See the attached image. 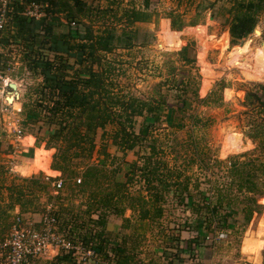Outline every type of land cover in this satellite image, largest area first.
Here are the masks:
<instances>
[{
	"label": "trees",
	"instance_id": "1",
	"mask_svg": "<svg viewBox=\"0 0 264 264\" xmlns=\"http://www.w3.org/2000/svg\"><path fill=\"white\" fill-rule=\"evenodd\" d=\"M152 1L139 0V8L134 6L133 0H100L102 5H94L93 0H8V19L0 33V68L4 70L8 66L6 63L14 61L13 64H21L31 75L40 76V82L32 88L36 99L25 116L32 123L42 118L46 125L45 147H37L50 151L54 148L51 169L65 174L64 178L68 181L79 173V182H69L67 187L72 188L73 185L83 193L82 205L88 216L86 222L81 220L77 211L70 212V216L60 217L69 214V207L59 205L58 208L54 203L50 204L51 213L58 220L59 230L67 238L80 241L105 259L101 262L95 256L93 261L80 263L71 254H59L49 260L34 259L29 264H107L110 260L113 264H140L134 253L139 233L131 228L128 233L121 232L119 239L111 241L103 238L110 235L103 230L106 216L113 212L120 217V226L128 229L129 217H123V211L129 209L136 212L135 223H139L138 226H151L161 216L163 193L171 187L178 202L186 204L187 201L192 214L201 215L200 220L191 226L196 234L183 240L188 248L194 240L202 244L205 236H213L216 228L232 227L235 221L232 219V223L226 224L228 216L236 214L241 218L239 222L244 224L253 212H260L254 195L261 194V190L253 175H264V161L251 157L231 160L226 172L227 183H221L211 190L207 187L210 191L207 195L205 189H199L197 182L192 184L191 192L189 179L184 177L183 181L179 180V175L184 174L176 167L168 166L163 157L158 137L162 122L167 124L168 118V126L181 127L186 118L198 121L189 111L194 101L204 103L206 99L197 96L198 75L193 71L195 59L190 48L185 46L190 43H184L178 53L182 63L180 70L158 84V92L163 86L164 93H160L156 99L114 90L116 85L113 80L116 79L119 64L117 59L107 55L117 50L128 51L136 43H145L144 31L135 24L148 20L149 13L145 10L152 7ZM30 2L44 6L43 16L39 20L28 19L23 14L24 7ZM231 2L229 36L233 39L243 38L256 24L264 9V0ZM208 4L212 8L215 5ZM170 24L172 28H178L174 20ZM12 50L16 51L17 60L8 53ZM258 87L264 93V86ZM169 91L173 101L165 110V104H168L165 94ZM245 96L256 101L258 114L264 110V99L261 101L257 91L249 89ZM137 118L140 121L135 128ZM259 123L248 137L255 138L264 133V126ZM108 124L112 126L110 131L105 130ZM108 139L109 144L121 152L119 161L127 167L124 171L118 162L107 174L102 169L103 163L98 165L90 161L95 151L105 159L110 157L106 152ZM126 152H132L136 159L122 161ZM194 154L196 157L188 163L202 162L200 153L195 151ZM77 168H81V171H77ZM2 172L4 170L0 165ZM117 173L118 177L113 175ZM5 178L0 175V225H3L0 234L11 227L15 215L37 220V215L46 208V201L58 199V191L55 195L50 192V182L59 177L44 180L39 175H30L10 178L9 184L5 185L7 195L4 202L1 187ZM104 178L107 181L105 185ZM132 181L142 183L146 198L128 192V184ZM231 192H237L240 197ZM40 196L46 201H40ZM14 206H17L18 212L8 221L9 211ZM70 217L72 219L69 221ZM166 226L175 227L173 223ZM164 241L162 257L175 264L179 236L170 231ZM203 247L210 250L212 246Z\"/></svg>",
	"mask_w": 264,
	"mask_h": 264
},
{
	"label": "rangeland",
	"instance_id": "2",
	"mask_svg": "<svg viewBox=\"0 0 264 264\" xmlns=\"http://www.w3.org/2000/svg\"><path fill=\"white\" fill-rule=\"evenodd\" d=\"M152 2V7L145 10L149 13L148 20L135 24L144 31L145 43H136L128 51L117 50L107 55L109 58L117 59L119 64L116 79L113 80L116 85L114 90H121L123 93L145 99H156L160 93H164L163 86L158 92V84L180 70L182 63L179 60L178 53L184 47V43H190V45L185 46L190 48L195 59L193 71L198 75L197 96L198 98H206L204 103L194 101L189 111L191 115H195L199 120L193 122L191 118H186L183 126L170 127L168 126L170 119L167 118V124L162 122L161 128L158 130L160 135L158 137H160L163 157L167 161L168 166L176 167L184 174L179 175V180L183 181V178L187 177L189 179L188 188L191 192H193L192 184L197 182L199 183V189L203 191L205 189V192L209 195V190L213 189V187L219 186L221 183H227L226 172L231 160L240 161L246 157H251L264 161V133L258 134L255 138L248 137V134L253 132L259 122V124L264 126V110L258 114L256 101L247 99L245 96L249 89L255 90L261 101H263L264 93L258 86H264V80H246L237 76L234 68L228 69L220 76L204 77L201 73V60L198 59V52L202 48L204 41L203 36L198 34L200 33V28L185 27L201 26L206 29L207 40L205 39V41H207L209 48L206 61L213 66H219L223 63L224 56L235 47L243 44H249L254 48L261 47L260 43L264 42V9L247 35L239 39L230 37L229 42L227 28L230 18L229 9L233 5L231 0H153ZM198 2L200 3L198 4ZM96 3L102 5L100 0H93V4L95 5ZM208 3H214L215 5L212 8ZM133 4L137 7L140 6L139 0H133ZM162 19L166 21L168 30L169 28L181 30L179 33V44L176 47L168 46L166 35L160 32L159 22ZM171 20L175 21L178 28L171 27ZM204 24L208 26L206 27ZM258 27L260 35L254 39V30ZM9 52L14 57V60L18 59L16 51L12 50ZM260 59H262L261 61L264 65V55L257 60L260 61ZM13 62L6 63L9 68L6 74L9 77V82H15L18 87V99H14L16 104L7 102L9 103V110L6 112L0 110V165L4 170L0 175L6 177L2 181L1 187L4 202L7 195L5 185L9 184L12 176L28 177L30 175H39L44 180L48 177H59L62 181V186L58 190V199L47 202L43 196H40L39 200L42 202L46 201V206H50L53 203L57 204L56 207L58 206V208H60L59 205L68 206L69 214L63 213L66 216L60 217L70 216V212L77 211L79 216H81V220L86 222L88 215L84 212V205H82L84 201L83 193L78 191L73 185L71 186L72 188L67 187L69 182L74 181L75 184L77 183L75 181L76 178H81L79 173L68 181L64 178L65 174L51 169L54 148L50 151L37 147L38 145L45 147V141L43 140H45V135L48 133L46 125L41 121L42 118H40V121L32 123L25 116L27 110L36 99L32 88L40 82V76L37 74L31 75L21 64L17 63L15 65ZM255 64H258L257 61H255ZM204 84H207V86L203 87ZM165 95L168 101V104H165L167 107L165 110H168L169 104L173 101L171 100L172 94L169 91ZM139 121V118L135 120V128H137ZM12 126L21 131L22 136L20 138H17L15 133L12 132ZM111 129L112 126L109 124L105 126L106 131ZM221 129L238 131L244 144L249 142L246 145L247 147L242 150L234 146L229 147L226 154H222ZM99 133L100 130L97 131V139ZM191 139L192 142L188 143ZM96 143H98V140H96ZM195 151L202 156V162L189 164V160L196 157ZM106 152L109 153L110 157L105 159V156L95 151L90 161L98 165L103 163L102 169L109 174L113 167L120 162L121 152L116 151L115 147L109 144V139ZM134 159H136V156L132 152H126L122 161L129 162ZM23 162H32L34 167L33 174L24 176L18 173L15 167ZM120 163L122 171H124L127 167L123 162ZM77 171H81V168H77ZM113 175L119 176L118 173ZM106 176L111 177V175ZM253 180L256 181L257 186L261 190V194L255 193L254 195L255 204L260 206V212H253L250 219L244 224L239 222L241 220L240 216L236 214L228 216L226 224L232 223V219L235 222L232 227H226L225 229L216 228L218 232L223 233V236L212 243L210 250L206 251L207 254L205 255H208L210 259L207 262L203 261L205 264H256L253 262L255 254L262 249V246L257 244L256 240L261 235V226H264V175L260 173L253 175ZM106 183L107 181L104 178L103 185ZM173 191V187H171L163 193V200L160 202L161 216L151 226L144 225V228L138 226L139 223H135L136 212L125 209L123 217H129V228L123 229L120 226V217L115 216L113 212H109L106 216L103 230L105 234L110 233V235L109 237L103 236V238L111 239V241L119 239V235L128 233L129 229L135 228L139 233V237L138 246L134 253L140 264H169L161 254L166 234L172 231L173 234L179 236L178 245L183 244V240L191 238L194 234L191 226L193 227L201 218V215L192 214L187 201L186 204H184L185 202H178ZM128 192L134 196L147 197L141 182L132 181L131 184H128ZM236 193L231 192L232 195ZM237 195L240 197L238 193ZM9 212L8 221H11L18 212L17 206H14ZM92 216L96 217L95 214ZM71 219L70 217L69 221ZM168 223H173L175 225L174 229L166 226ZM2 228L3 225L1 224L0 229ZM83 231L82 228L81 232ZM9 232L10 228L5 229L0 234V240ZM76 234L78 235L79 233L77 232ZM116 234L118 236L115 237L114 235ZM202 248L203 246H201ZM60 253L61 255L63 254L62 252ZM261 255L263 258L258 264H264L263 250ZM95 256L96 258L98 256L99 261H105L102 258V254L95 253ZM0 264H5V262L0 259ZM107 264H113V261L110 260Z\"/></svg>",
	"mask_w": 264,
	"mask_h": 264
},
{
	"label": "built area",
	"instance_id": "3",
	"mask_svg": "<svg viewBox=\"0 0 264 264\" xmlns=\"http://www.w3.org/2000/svg\"><path fill=\"white\" fill-rule=\"evenodd\" d=\"M7 5L8 0H0V33L8 19ZM43 7L41 4L30 2L24 7L23 14L28 19L39 20L43 16ZM1 51L2 47L0 46V53ZM8 70V66L4 70L0 68V110L4 112L9 110V103L6 102V98L7 93L11 91L9 83L7 84L9 82V77L6 74ZM5 88L7 89L4 90ZM15 92L10 95L13 101L18 99V93L16 95ZM2 95L4 96L2 97ZM12 132L17 138L22 136L21 131L15 126H12ZM75 181L78 183L79 178H76ZM61 186V179L50 182L51 194L55 195ZM195 234L196 232L192 237ZM222 236L223 233L216 230L213 236L206 235L202 244L195 240L191 241L189 248L185 242L179 244L176 251L178 259L175 264H205L202 260L201 246L211 245ZM181 246L183 247L180 250ZM60 252L64 255L71 254L76 262L80 263L93 261L95 258V253L90 247L83 246L80 241L70 240L65 236V233L59 230L58 220L51 213L50 206H46L45 210L37 215V220L15 215L10 232L0 240V259L5 264H29V261L34 259L49 260L61 254Z\"/></svg>",
	"mask_w": 264,
	"mask_h": 264
},
{
	"label": "bare ground",
	"instance_id": "4",
	"mask_svg": "<svg viewBox=\"0 0 264 264\" xmlns=\"http://www.w3.org/2000/svg\"><path fill=\"white\" fill-rule=\"evenodd\" d=\"M165 21L161 20L160 22V32L166 33L168 35V46L176 47L177 36L178 34L173 30L166 29ZM254 39H256L260 35L259 27L254 30ZM260 48H254L249 44H243L242 46L235 47L234 49L230 50L226 56L223 58V63L219 66H213L209 62L206 61V54L207 52L201 51L199 54V58L201 59V72L205 77H212V76H220L226 70L230 68L236 69V75L242 77L246 80L252 81H263L264 80V65L262 64V59L257 60L259 57L262 58L264 55V42L262 41ZM255 46V45H254ZM259 56V57H258ZM257 61L258 64H255ZM218 69V70H216ZM230 75V74H228ZM11 83L12 87L11 91L8 92L6 102L14 104L12 97L14 91L17 95V85L15 82ZM8 84V82H7ZM207 84H204L206 87ZM14 94V95H15ZM15 95V96H16ZM16 104V103H15ZM222 135V143H223V153L226 154L227 149L230 147H236L237 149H244L247 146L246 142L244 144L241 134L238 131L230 130V129H221ZM15 169L22 175H30L34 171L32 164L30 163H22L21 165H17ZM261 235L256 240V243L262 246L260 252L255 254L254 263L258 264L262 257V250L264 251V226L262 225L260 228Z\"/></svg>",
	"mask_w": 264,
	"mask_h": 264
},
{
	"label": "crops",
	"instance_id": "5",
	"mask_svg": "<svg viewBox=\"0 0 264 264\" xmlns=\"http://www.w3.org/2000/svg\"><path fill=\"white\" fill-rule=\"evenodd\" d=\"M163 20V19H162ZM165 21V20H164ZM160 22H161V20H160ZM160 22H159V26H160ZM166 22V21H165ZM165 25H166V29H168L167 27H168V25L165 23ZM203 25V24H202ZM206 27L208 26L207 24H204ZM187 27H190V28H192V27H198V28H200V33H198L200 36H203V44H202V48L200 49V51L198 52V59L199 60H201L200 58H199V54H200V52L201 51H205V52H207L208 53V50H209V48H208V45H207V41H205V39L207 40V32H206V29L204 28V27H201V26H186L185 28H187ZM185 28H183V29H185ZM182 29V30H183ZM228 29V28H227ZM169 30H172V29H170L169 28ZM173 31H175L177 34H178V36H179V33H180V31L181 30H173ZM165 35H166V39H167V42H168V35L166 34V33H164ZM177 36V42H176V46L179 44V39H180V36L178 37ZM157 37V36H156ZM229 39H230V36H229ZM262 43V42H261ZM260 43V44H261ZM262 45V44H261ZM206 56H207V54H206ZM206 58V57H205ZM200 66H201V62H200ZM232 69V68H231ZM235 69V68H234ZM227 71V70H226ZM236 71V70H235ZM202 73V72H201ZM203 75V74H202ZM204 76V75H203ZM205 77V76H204ZM9 83V82H8ZM204 87V86H203ZM25 135V134H24ZM23 135V136H24ZM33 158V157H32ZM33 162H34V158H33ZM23 163H30V164H32V162H23ZM32 166H33V164H32ZM34 168V167H33ZM19 173V172H18ZM32 174H33V172H32ZM207 250H209V249H205L204 247L201 249V255H202V259H203V261L204 262H207L209 259H210V257L208 256V255H205V254H207L206 253V251ZM203 253V254H202ZM207 259V260H206Z\"/></svg>",
	"mask_w": 264,
	"mask_h": 264
},
{
	"label": "water",
	"instance_id": "6",
	"mask_svg": "<svg viewBox=\"0 0 264 264\" xmlns=\"http://www.w3.org/2000/svg\"><path fill=\"white\" fill-rule=\"evenodd\" d=\"M228 33H229V32H228ZM9 88L14 89V88L12 87L11 83H9Z\"/></svg>",
	"mask_w": 264,
	"mask_h": 264
}]
</instances>
